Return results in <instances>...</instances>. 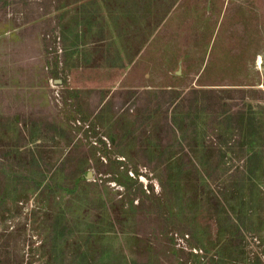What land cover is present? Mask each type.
I'll return each mask as SVG.
<instances>
[{
	"label": "rangeland",
	"instance_id": "rangeland-1",
	"mask_svg": "<svg viewBox=\"0 0 264 264\" xmlns=\"http://www.w3.org/2000/svg\"><path fill=\"white\" fill-rule=\"evenodd\" d=\"M0 264H264V0H0Z\"/></svg>",
	"mask_w": 264,
	"mask_h": 264
}]
</instances>
